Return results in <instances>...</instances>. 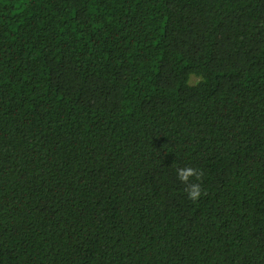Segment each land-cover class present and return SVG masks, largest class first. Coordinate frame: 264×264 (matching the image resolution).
Listing matches in <instances>:
<instances>
[{
  "label": "trees",
  "instance_id": "16d2710c",
  "mask_svg": "<svg viewBox=\"0 0 264 264\" xmlns=\"http://www.w3.org/2000/svg\"><path fill=\"white\" fill-rule=\"evenodd\" d=\"M0 264H264V0H0Z\"/></svg>",
  "mask_w": 264,
  "mask_h": 264
},
{
  "label": "clouds",
  "instance_id": "9594fccd",
  "mask_svg": "<svg viewBox=\"0 0 264 264\" xmlns=\"http://www.w3.org/2000/svg\"><path fill=\"white\" fill-rule=\"evenodd\" d=\"M176 174L177 179L186 186L184 190L188 199L193 202L198 201L204 194L202 189L203 170L190 166L178 167Z\"/></svg>",
  "mask_w": 264,
  "mask_h": 264
}]
</instances>
